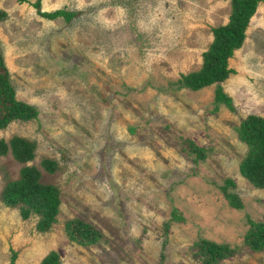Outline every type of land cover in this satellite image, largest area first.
I'll use <instances>...</instances> for the list:
<instances>
[{"label": "rangeland", "instance_id": "1", "mask_svg": "<svg viewBox=\"0 0 264 264\" xmlns=\"http://www.w3.org/2000/svg\"><path fill=\"white\" fill-rule=\"evenodd\" d=\"M38 1L78 15L43 18ZM0 10L16 99L38 111L0 129V139L35 145L26 164L0 157V264L14 253L15 264H41L52 251L60 264H205L208 241L233 251L210 264H264L246 242L264 223V187L240 171L248 147L237 132L264 117V1L220 84L235 110L216 105L218 84L178 89L181 74L201 68L212 29L229 22L231 0H0ZM24 165L59 192L46 229L40 213L23 218L3 199ZM73 220L101 237L73 239Z\"/></svg>", "mask_w": 264, "mask_h": 264}, {"label": "trees", "instance_id": "2", "mask_svg": "<svg viewBox=\"0 0 264 264\" xmlns=\"http://www.w3.org/2000/svg\"><path fill=\"white\" fill-rule=\"evenodd\" d=\"M20 3H27L28 0H18ZM264 0H231L232 13L229 22L212 29L213 41L209 49L203 53V64L195 72L181 74L178 89H189L193 91L202 90L213 84H218L215 93L216 105L226 104L235 110L232 98L225 93L222 86L230 74L235 73L229 67L231 59L236 50H239L247 37L246 31L251 18L256 13L259 4ZM37 13L46 19L55 20L64 18L71 23L78 12L59 9L52 12H43L41 2L32 5ZM7 14L0 10V20L6 18ZM38 115L35 107L16 99V91L10 81L9 71L6 67L2 48L0 46V129L7 127L14 120H31ZM239 139L248 147L246 158L240 164L242 175L254 186L264 187V117L250 115L245 118L237 128ZM201 149V156L204 154ZM11 153L16 161L26 164L35 157V145L26 139L13 137L6 141L0 139V157ZM43 168L49 172L56 170L55 161L45 159ZM40 171L36 167L24 165L20 178L7 183L3 190V199L10 206H21L23 218H28L31 212L42 215L41 227L48 228L59 212L61 200L58 190L51 185L42 184ZM230 182V181H229ZM25 206V207H24ZM240 207L239 200L234 204ZM70 236L79 242L93 244L100 237L97 230L81 221L73 220L67 224ZM247 245L254 251L264 250V223H252V230L246 235ZM205 250L211 258L205 261L219 260L233 251L228 246L218 245L211 241L205 243ZM17 254L11 257V264H15ZM41 264H60L59 255L52 251L47 255Z\"/></svg>", "mask_w": 264, "mask_h": 264}]
</instances>
